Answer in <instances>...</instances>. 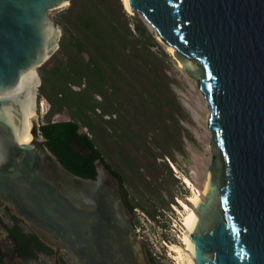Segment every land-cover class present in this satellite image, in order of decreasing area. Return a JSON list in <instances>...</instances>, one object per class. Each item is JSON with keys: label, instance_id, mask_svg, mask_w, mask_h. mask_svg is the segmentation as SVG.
Here are the masks:
<instances>
[{"label": "water", "instance_id": "obj_1", "mask_svg": "<svg viewBox=\"0 0 264 264\" xmlns=\"http://www.w3.org/2000/svg\"><path fill=\"white\" fill-rule=\"evenodd\" d=\"M70 4L0 0V202L55 259L153 264L120 179L101 160L96 180L73 174L40 132L39 69L62 37L50 12ZM125 9L174 48L210 111L208 184L188 228L194 264H264V0H127ZM32 98L36 115L26 112ZM1 220L9 264L19 247Z\"/></svg>", "mask_w": 264, "mask_h": 264}, {"label": "trees", "instance_id": "obj_2", "mask_svg": "<svg viewBox=\"0 0 264 264\" xmlns=\"http://www.w3.org/2000/svg\"><path fill=\"white\" fill-rule=\"evenodd\" d=\"M123 3L71 0L53 20L62 37L39 69V101L49 104L40 132L61 164L81 178L96 180L101 160L120 179L130 209L155 220L170 205L160 193L162 173L179 182L171 164L182 151L183 107L169 74L171 55ZM58 115L68 119L54 121ZM13 233L25 258L37 256L33 246L50 250L35 234L19 227Z\"/></svg>", "mask_w": 264, "mask_h": 264}, {"label": "rangeland", "instance_id": "obj_3", "mask_svg": "<svg viewBox=\"0 0 264 264\" xmlns=\"http://www.w3.org/2000/svg\"><path fill=\"white\" fill-rule=\"evenodd\" d=\"M65 8L51 11L50 18L52 20L56 19ZM150 30L155 33V31L151 28ZM165 50L172 57V66L169 74L174 79L173 89L181 106L183 107V113L180 117V125L178 127L181 132L182 140L179 141V144L181 145L182 151L175 152L174 162L171 164L174 175L179 179V182H174L164 172L161 175L160 180H162L163 188L160 193L165 200L170 202L169 207L165 208L164 215L161 216L162 224L154 222L152 219L149 222L145 216L147 214L144 213L142 209L140 210L145 215L141 213L139 216L143 225V235L149 240L153 253L156 252L162 254L160 258H157L158 261L162 264H176L174 256L171 254L170 246L180 245L184 249L186 248L182 245L181 241V235L185 227L183 225L180 211L184 212L185 206L192 208L191 199L193 194L192 190L186 183V179H190L196 190L201 194L203 193L205 183L209 177L208 169L212 161V154L210 151L212 136L210 134L207 137L206 132H210L209 128L208 126L207 128L202 126L203 108L201 102L202 100L200 99L202 93L197 83L192 81L181 70L173 54L168 51L169 49L165 48ZM48 109L49 104L45 100L39 101L37 116L40 123L43 121ZM67 119L68 118L65 115H58L53 120L65 121ZM159 162L161 163V160H159ZM172 196L174 197L172 198ZM202 199H204V195L202 196ZM172 202L176 204L173 207L171 206ZM170 206L172 209H170ZM0 217L7 227L13 226L8 215L4 214L2 210H0ZM164 224L167 226L163 227L162 225ZM18 227L31 234V230L27 225L20 223ZM57 263L73 264V261L67 252H61L59 262H57L55 257L52 255H50V257H46L37 253V256L33 260L25 261L22 264Z\"/></svg>", "mask_w": 264, "mask_h": 264}, {"label": "bare ground", "instance_id": "obj_4", "mask_svg": "<svg viewBox=\"0 0 264 264\" xmlns=\"http://www.w3.org/2000/svg\"><path fill=\"white\" fill-rule=\"evenodd\" d=\"M123 2H124L125 7L127 8V0H123ZM168 49H169L168 51L171 54L174 53V48H168ZM202 97H203V94L200 96V99L202 100L201 102H202V108H203L202 126L204 128L205 127L207 128L208 121L210 119V111H209L208 105H207L204 97L203 98ZM203 99H204V101H203ZM26 112L29 115H36L35 109H34L33 98L27 103ZM206 131H207V129H206ZM210 134H211L210 132H206L207 137ZM186 183L190 187V189L192 190V194H193V197L191 199L192 208L185 206V209H184L185 211L184 212L180 211V215L182 216L181 218L183 220V225L185 227L184 231L182 232V235H181V241H182V245H184L186 248L184 249L180 245H171L170 246V251H171V254L174 256V260H175L176 264H194V259H193V255H192L193 243L190 240V238L188 237L190 234L188 228H189V224H190L192 218L194 216L196 218H198V215L196 214V212L194 210V206L200 200H202V196L205 195L207 184H208V179L205 183L204 190H203L202 194L196 190V188L194 187V185L190 179L187 178Z\"/></svg>", "mask_w": 264, "mask_h": 264}, {"label": "flooded vegetation", "instance_id": "obj_5", "mask_svg": "<svg viewBox=\"0 0 264 264\" xmlns=\"http://www.w3.org/2000/svg\"><path fill=\"white\" fill-rule=\"evenodd\" d=\"M130 208V207H129ZM0 210H2V212L4 213V214H6V215H8V217H9V219H10V221L12 222V224H13V226L12 227H9L8 226V229H9V231H10V233L14 236V233H13V231H14V228H16V227H18V225L20 224V223H23V224H25L24 222H22L21 220H19V219H17V218H15L11 213H10V211H9V209H8V207L6 206V204L5 203H2V202H0ZM131 210V209H130ZM131 212H132V222H133V224H134V226H135V228H136V230H137V232H138V234H139V236L145 241V243H146V245H147V248H148V253H149V255H151L153 258L155 257L154 256V254H153V251H152V248H151V246H150V244H149V240L148 239H146L145 238V236L143 235V232L144 231H142V227H143V225H142V223H141V218H140V216H139V214H144L140 209H135V210H131ZM160 213H159V215L156 217V219L154 220V219H152V217L149 215V217H148V215H145L146 216V218H147V220H149V222L151 221V219L154 221V222H157V223H159V224H162L161 223V216L162 215H164V213H165V210H161V211H159ZM163 212V213H162ZM1 218V217H0ZM17 219V220H16ZM1 220V219H0ZM1 222H4L3 220H1ZM5 224V223H4ZM26 225V224H25ZM7 226V225H6ZM29 227V226H28ZM29 229L31 230V234L30 235H34V233H33V231H32V229L29 227ZM25 234H29V233H27L26 231H23ZM15 238V237H14ZM17 241V240H16ZM18 243V242H17ZM19 247V246H18ZM33 248L35 249V251L37 252V253H39V254H41V255H44V256H46V257H50V253H51V251L50 250H44V249H37V247H35V246H33ZM61 254V253H60ZM60 254H55L56 255V261L57 262H59L60 261ZM30 260H33L32 258H25L24 256H21V255H19V259L18 260H15V261H13V262H11V263H9V264H21V263H23V262H25V261H30ZM1 262H2V256H1V254H0V264H1ZM58 264V263H57Z\"/></svg>", "mask_w": 264, "mask_h": 264}, {"label": "built area", "instance_id": "obj_6", "mask_svg": "<svg viewBox=\"0 0 264 264\" xmlns=\"http://www.w3.org/2000/svg\"><path fill=\"white\" fill-rule=\"evenodd\" d=\"M153 254H154V256H155L156 258H160V257L162 256V254H160V253H156V252H154Z\"/></svg>", "mask_w": 264, "mask_h": 264}]
</instances>
